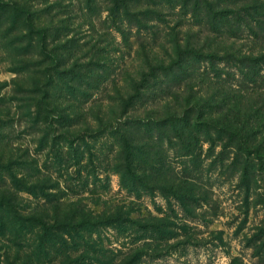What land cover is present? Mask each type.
I'll list each match as a JSON object with an SVG mask.
<instances>
[{"label": "rangeland", "instance_id": "374dc122", "mask_svg": "<svg viewBox=\"0 0 264 264\" xmlns=\"http://www.w3.org/2000/svg\"><path fill=\"white\" fill-rule=\"evenodd\" d=\"M4 1L31 8L35 23L48 29V53L41 52L26 18L2 13L0 264H264V172L257 171L247 189L241 172L230 165L233 151L221 161L223 143L215 132L217 145L212 148L204 135L195 143L192 137L180 140L170 131V137L160 140L146 129H129L137 144L153 147L151 157H164L159 180L148 171L153 175L145 179L149 187L138 191L121 184L117 167L123 153L107 133L91 137L96 139L86 134L88 145L77 137L88 125L96 132L98 117L119 116L134 94L127 115L154 121L183 109L190 95L208 94L206 100L214 94L218 100L226 92L236 93L242 77L224 61L214 66L203 59L192 77L189 72L177 77L171 70L163 71L173 67V40L192 42L205 52L225 44L249 51L264 48V32L255 36L245 28L240 37L229 38L198 24L200 18L191 9L185 13L160 0L150 4L158 15L141 27L134 20L112 18L109 0ZM207 37L217 40L207 44ZM56 56L58 62L52 59ZM72 67L75 93L47 86L50 75ZM213 68H220V79H213ZM42 85L53 94L44 106H49L48 113L37 106ZM257 86L253 95L264 102V80ZM55 102L61 104L59 112L52 107ZM60 112L72 119L55 121ZM165 171L170 180L189 178L182 184L185 205L169 191ZM15 214L36 218V226L16 231ZM89 214L103 220L115 217L119 225L90 231L77 227ZM39 222L65 239L58 236L57 245L46 253L37 248ZM74 227L79 233L71 236Z\"/></svg>", "mask_w": 264, "mask_h": 264}, {"label": "trees", "instance_id": "16d2710c", "mask_svg": "<svg viewBox=\"0 0 264 264\" xmlns=\"http://www.w3.org/2000/svg\"><path fill=\"white\" fill-rule=\"evenodd\" d=\"M109 1L111 3L109 7L110 15L112 18L114 16L123 23L134 20L137 26L141 27L144 20L148 21L153 14L158 15L159 13L156 8L153 10L154 8L151 7V5L156 3L154 2L155 0ZM160 1L169 3L172 8L179 6L185 13L188 12V9H191L193 16L200 18V20H197L198 24L204 23L214 33L225 34L229 38L230 35L240 37V33L244 32L245 28L255 36H259L260 32H264V0ZM190 6L191 8H189ZM8 11H11L15 18L21 16L29 21L30 31L37 34V42L40 43L37 45L41 47V52L48 53V44H46L48 29L43 28V26H38L35 23L36 14L32 12L31 8L19 5L17 2L0 0V19L2 13ZM216 40V37H207L206 43L214 44ZM173 43L177 45L176 56L173 60L174 62L171 63L173 67L172 65H169V68L166 66L162 68L163 71L167 69L171 70L170 72L175 73L177 77H186L189 72V77H192L196 74L195 67H198L200 61L203 59L210 61L212 63L211 65L214 66H216V61L217 63L224 61V63H230L232 66H235L242 77L241 84L236 93L232 91L226 92L220 95L218 100L214 94L206 100L204 98L208 94L190 95L183 109L167 113L165 116L154 121L146 117L143 118L142 116H128L129 109L134 106L133 102H131L136 97L134 94L122 106L119 116L108 113L106 116L98 117L99 126L96 132H93L92 125L91 127L88 125L87 132H84L85 134L79 133L77 135L79 137L78 139H80L81 143L88 145V142H86V134L91 135V138L97 137V133L99 135L107 133L108 138L116 141L121 146V152L123 153V161L117 167V171L121 176V184L132 191H138L142 186L149 187L145 179H151L153 175L151 173L148 174V171L151 172L153 170L156 175L154 179L159 180L157 177L158 171L160 170L159 163L162 164L164 157H151L150 150L153 147L148 144H137L129 136V129H146L151 137L153 136L154 138V135H158L160 140L165 137H170L167 135V132L170 131L171 134H174L180 140H188L192 137L191 140L195 143L200 141L201 136L204 135L211 141L210 147L212 148L217 145L212 136V132H215L218 136V141L223 143L220 152L221 161H224L229 156V153H231L230 150H232L233 161L230 165L236 171L241 172L242 181L245 187L249 189L256 172H264V102L256 99V95H253L254 91L258 89L257 84L260 80H264V48L243 51V49L225 44L224 47H216L214 50L209 48L205 52L203 48L192 46V42L187 43L180 38L174 39ZM183 44L189 45L182 46ZM221 52H223V55ZM52 59L56 60L58 57L56 56V58ZM56 61L58 62V60ZM193 64L194 68H192ZM190 69L193 71L190 72ZM44 73L46 72L44 71ZM74 73L75 68L73 69V67L71 69L65 68L64 70H60L57 72L58 78L57 76L53 77L51 75L48 77L47 86L52 90L58 87L60 90L66 89L70 93H75L77 90L70 83V77H73L75 75ZM211 73L213 79H220L222 77L220 68H213ZM208 74L210 75L209 72ZM58 79L60 81L59 86L56 84L58 83ZM38 89L40 98H38L37 106L48 113L45 109H49V106L46 108L44 106L47 104V97L49 99L53 94L50 89H44L43 85L39 86ZM60 105L56 104L52 107L59 112L61 110L59 108ZM59 115L55 121H70L72 119L70 114L63 115L60 112ZM124 116L125 118H123ZM64 134H69V130L64 132ZM66 141L70 145V149L73 150L74 144L69 136H67ZM74 150L76 149L74 148ZM164 174V177L167 178L165 181L169 182V191L185 205L184 201L187 199V192H182V184H188L189 178L187 179V177L184 178L181 176L183 178L176 181L170 180L166 176V171ZM94 218L91 214L85 215L77 227L90 231V229H97L104 225L116 227L119 225L118 219L115 217H108L104 220L100 216ZM28 220L29 223H27ZM1 221L2 224H5L3 215ZM13 221L18 232H21L28 225L32 227L36 226V218L34 217L24 218L20 214H15ZM39 223L41 226L39 231H42V233H39L37 248L42 253H46V251L53 249L57 245L58 241L56 238L59 235L54 234L52 232L54 229L50 225H47V223ZM77 227H74L70 231L71 236L73 231H77ZM77 233L79 232L77 231ZM59 237L65 240L62 236Z\"/></svg>", "mask_w": 264, "mask_h": 264}]
</instances>
